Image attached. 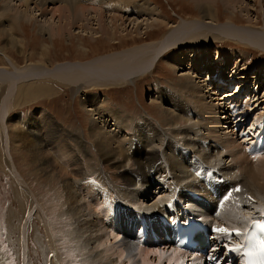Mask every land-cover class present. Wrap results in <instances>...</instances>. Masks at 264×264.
Wrapping results in <instances>:
<instances>
[{
    "label": "bare ground",
    "instance_id": "1",
    "mask_svg": "<svg viewBox=\"0 0 264 264\" xmlns=\"http://www.w3.org/2000/svg\"><path fill=\"white\" fill-rule=\"evenodd\" d=\"M190 1L194 2L201 11L203 21L195 23V26L198 25V30H203L204 32H202L206 33L209 32V30L205 31L208 29L207 27L212 26V31L220 37L225 39L228 38L241 44L244 43V45L246 44L264 51V34L253 33V31L244 27H242V29L236 28V24L232 21L227 22L225 25H217L214 22L217 20L214 17L213 8L211 6V3L214 2L213 0ZM242 1L243 0H221L222 4L231 7H235ZM255 1L260 4L261 10H264V0ZM2 2L3 6L1 10L13 13L18 21L23 20L29 23L31 20H34L39 28V36L43 39L46 38L51 44H53L55 38L62 39L67 37L70 40L75 35H78L74 31L75 28L81 31V34H79L81 37H87V35H85L86 32L90 34L88 37L94 42L97 38L103 37L107 40H113L117 36L121 37L124 35V32H127L130 25H133L132 28L140 32L144 29L145 31L153 30L156 24L158 25L161 18H159L158 9H156L152 3L146 2L142 3L141 6H137L132 0H2ZM106 9L109 11L107 12ZM34 12H36V14ZM129 14L140 15L141 17L138 16V18H142L144 14V18L142 21H138L137 18L131 20L129 19V17H131ZM124 15L127 18H125ZM190 25L183 24L186 30L181 33L180 29H178L163 38L160 42L146 44L129 50L124 49L121 52H111L106 55L98 56L86 63L59 64L53 68H49L45 60L49 59L52 47H49V45L46 47L43 44L44 46L42 45L43 47L40 49V55L42 56L41 60L45 63L42 61V63L38 62L24 69H17L13 61L7 59L13 71L10 72L5 68H0V82L2 84L6 83L8 88L6 96L0 105L2 109L0 113V122L3 121V123H6L5 119H8V113L10 109H12L11 107H14L19 100H25L30 96L41 97L53 93L51 88L48 89L45 87L35 90L32 86H27L18 91V85L21 83L31 84L32 82L36 83L37 81L51 80V82L54 81L62 85H67L68 87L71 86L70 89L75 87L76 92L79 93L85 89L84 87L95 88L108 84L120 85L132 82L135 83L137 77L147 75V73L151 72V69L159 61V58L163 56H165L164 59L168 60L169 67L174 70L181 69L182 66H180V64H184L182 62H190L189 69H185L186 71L181 70L183 74L180 76L186 81V83H182L183 86L181 85V88H188L190 92L189 97L196 102L195 107L198 108L199 117L202 121L199 123L193 122L186 129H183L181 127L183 124L181 117L177 115L173 116L171 112L165 109L162 112L167 118H170V116L175 118L174 121H171L169 126L173 128V134L171 136L166 134L161 126L160 129L154 126L155 124L153 125V123L149 122V119L144 122L140 120L139 122L132 118L133 120L129 122L131 117L125 120L118 117L116 118L117 122H113L112 119L115 118L117 114L105 110L107 100L103 99V97L97 93L94 95L88 94L85 96L86 98L84 101H81L82 107L92 117L90 121V139L94 142L92 143L95 151L94 155L88 153L90 151H88V143L84 136L81 137L77 132H71L63 127L47 110L40 108L28 118L23 116H20L19 119L17 118V121L21 123L18 125L21 126L19 128L20 132L18 133V139L21 141L23 148H26L27 152L30 154V160L36 166V173L44 174L50 179L58 178L60 179L59 181L63 183L64 194L62 195V200L65 205L63 215L67 216L66 223L68 225L70 240L73 241V243H71L76 249L74 251L75 256L80 259L82 264H161L164 260L167 261L168 264H202L204 259L201 260L194 254L193 256H187L186 253L183 254L174 247L171 248L172 250L170 249L171 251L169 253V249L161 252L159 249H155L154 246L152 247L154 250L144 247L140 249L138 252L139 254H134L139 245V241L135 229H132V222L134 223L136 221L138 214L152 215L153 212L164 213L166 210V202L176 197L177 190L183 189L184 195H179V198L173 204L174 206L178 207L179 203L186 198V194L188 193L189 196L187 195L188 199L186 203H188L187 207L189 209L195 211V214L199 213L198 217L200 216L216 225L217 229L226 228L231 233L229 235L218 232L222 237V243H218L217 240L213 241V255L219 253L221 256L222 254V258L226 259V261L228 259L230 261L235 260V254L230 252V247L236 243L239 237L236 235V230L241 232L248 226L252 219L264 215V186H261L262 188L257 186V184H260L255 181L257 169H255L254 166L248 167V165L251 164H249L246 159L247 154L250 155L249 157L251 159L263 158L264 151L262 149L264 145L255 142L244 148V145L232 138L233 136L230 133L227 135L224 133L220 135L221 129L219 128L222 120H226L227 125L232 124L231 120L240 114H242L241 116L244 118V113L241 111L237 110V115L233 113L228 117V114L225 113V109H223L222 106H219V108L220 112L223 113L220 115L216 113V104L213 105L207 102L209 106L202 105L201 108H199L200 103H202L204 99L206 100L205 96L202 98L200 95L201 93L207 95L212 91L213 93L209 95L210 101L212 100V102H215L218 100L212 98L218 96V94H214L216 90L213 88V82L225 80V78L220 77L225 67H222L223 69L220 68L219 66L222 64L219 61L220 59L216 60V57L213 58L214 56H210L209 53L204 54V57H200L198 59L199 61L196 58L198 52H195V54L191 52L192 54H190L181 51L184 55L179 52H173L174 54L171 56L165 53V51H169L172 47L178 45L179 42L186 40L189 34H192V26L190 27ZM0 27H2V25H0ZM3 29L4 28H1L2 31ZM4 30L8 32L7 28ZM80 31L78 32L80 33ZM199 34L201 33L197 35L199 36ZM13 36V34L9 33L6 40L8 39L12 46L17 47L20 44L19 38L15 39ZM83 46L85 47V45ZM220 56L225 66L229 64V61H234L235 64V62L241 61V59L245 61L244 64L248 63L246 60L248 56L244 52L236 57L231 50L226 49V53H221V55L219 54V57ZM185 57H189L188 60L185 59ZM213 63L215 65H213ZM238 63L240 64V62H237V71L241 69ZM203 72L210 75L213 73L210 80H212L217 72H220L218 75L219 78H214L213 82L210 81L205 83L207 86L203 84H201L203 85L201 86L197 81L195 82L192 79V76ZM190 73L192 76H190ZM233 76H235V74ZM243 78L240 80H243ZM120 81L122 83H119ZM16 90L18 92H16ZM205 90L207 92H205ZM241 90L242 88L238 87L236 92H229L225 100L233 98ZM170 95L171 94L164 91L160 93L161 99H163V97L169 98ZM154 97H151V101L156 99V97L157 100L160 98L159 96ZM87 103L89 104L87 105ZM175 103L179 104L180 102L176 101ZM180 107L183 108V105L179 104V107L176 108ZM244 110L245 106L242 111L244 112ZM159 113L162 115L160 110ZM192 113L195 115L196 112L192 111ZM221 116L223 119H221ZM106 117L111 119L107 121ZM187 120L189 119L187 118ZM259 120L260 119H256L253 125H251L252 127L249 128V133L256 135L258 127L255 128V125L258 124L257 122ZM262 123L261 128H259V133L262 132L264 135V119ZM197 125L201 127L198 128ZM237 126L240 125L236 124V127ZM5 127L8 128L6 125ZM130 127L133 128L134 134H130L131 137H128ZM202 127L205 128V132H208L203 140L213 139L216 142L215 145L208 144V146L203 148V143L195 144L196 140L194 141L193 138L190 137V132H199L201 134ZM241 127L243 128V126ZM228 128H226V130ZM252 128H255L257 132L253 131ZM238 129H240V127ZM184 130H187L189 134L182 139L179 135H186L187 133H184ZM222 131H224V128H222ZM5 137L6 142H9L11 136L8 131L5 133ZM262 139L264 141V136ZM246 141L249 143L248 138L245 142ZM141 143L147 150H163V162L166 169L171 172V176L173 172L175 175L172 182L174 189L169 188L170 192L168 194L166 193V196L164 195L158 198L157 201L155 200L148 207L144 206L141 199H149L148 190H150L154 184L150 181H146V186L142 185L144 190H146L145 192L141 190V183L139 184L137 181L133 182V180H131V182L133 184L136 183L135 186L131 188H122V185L113 183L104 170L98 172V170L94 168V172L92 170L90 171V169H88V164L91 165V163L83 160L79 155L80 152H84L86 154V159L94 157L95 160H99V162H113L117 168H127L134 157L136 158L139 153H142ZM180 143L185 144V146H180ZM8 144L9 143H7L6 153L9 158H12L11 152L9 151L10 146ZM217 144H219V146ZM134 146L135 150L132 149ZM216 146L223 148L225 155L230 157L232 166H222L221 158L223 157V153L221 154L220 152L218 155L214 154ZM181 148L185 149L186 152L194 153L195 159L186 160L184 156L181 162V157L175 158L172 152ZM206 155V159L202 158ZM122 158H125V162L121 160ZM120 160L121 162H117ZM203 160H206L204 161L205 163ZM135 162L139 164L137 173L143 175L144 172L145 176L149 175L150 168L153 166H150L148 163L145 164L140 160ZM186 164H188L189 167L192 165L194 171L199 168L203 169V167L211 168L214 170L217 177H224L229 181V187L232 185L228 198L220 200L218 207L219 211L215 212V201L212 200L208 191L197 183L201 181L200 179L185 178V176L188 175V166ZM235 166H237V168ZM12 169L20 182L26 184L22 176L16 171L15 166ZM233 169L235 170L234 172ZM92 173H94V176ZM242 173L248 174L251 177H249L251 181L248 182L247 180H243V177L246 175ZM151 176L152 175H149V177ZM154 176L155 183L164 181V178L157 179L156 173H154ZM220 184L224 185L222 183ZM169 185L162 184V186H166V188L160 187L159 191L168 189ZM196 189H201V191L198 192L200 198L194 200V196L190 194L189 191H195ZM217 189L219 191L218 198L224 193L223 189L225 188L221 186ZM236 189H240V191H236ZM25 198H27L26 195ZM109 200L112 202L110 207ZM190 201L192 205L198 208H204V211L198 212L199 210L197 207L193 209L189 205ZM41 209L40 203L35 200L33 211L36 212ZM33 213L34 212H31V214ZM31 214H29V216ZM28 218L29 217H27V220ZM68 219H71L70 223ZM26 225L27 221L25 220V227L23 229L25 235L27 233ZM232 235L235 236V239L230 240ZM223 237L226 238V241L223 240ZM163 244L165 243L163 242ZM145 245H147V243H145ZM152 245L155 244L152 243ZM222 250H224L225 254L221 253ZM157 253L159 255H157ZM138 255L139 257H137ZM151 255H153V257L156 256L158 259L157 263L150 262L149 259ZM226 255L228 256L226 257ZM188 257H191V259ZM189 261L190 263H188ZM57 264H61L59 254L57 257Z\"/></svg>",
    "mask_w": 264,
    "mask_h": 264
},
{
    "label": "rangeland",
    "instance_id": "2",
    "mask_svg": "<svg viewBox=\"0 0 264 264\" xmlns=\"http://www.w3.org/2000/svg\"><path fill=\"white\" fill-rule=\"evenodd\" d=\"M132 1H134V4L137 6H141L142 3L150 2L156 9H158L159 18H161L160 22L158 25L156 24L153 30L151 29L149 31H145L144 29L140 32L132 28L133 25H130L127 32H124L125 36H117L113 40H107L104 37L97 38V40L94 42L88 37L90 34L86 32L85 35H87V37H81V35H79L81 34V31L78 28H75L74 31L78 35H75V38L72 37L70 39L71 41L67 37L62 39L55 38L53 44H51L49 40H46V38L43 39L39 36V28L37 27V24L34 20H31L29 23L23 20L18 21V19L14 17L13 13L1 10L3 2L0 0V25H2V27H0V68H5L10 72L13 71L7 59L12 60L17 69L27 68L28 66L38 62L42 63L43 60H41L42 56L40 55V49L44 45L46 47L48 45L49 47H52L51 54H49V59L45 60L46 64L49 65V68H53L59 64H74L79 62L86 63L98 56L106 55L111 52H121L124 49L129 50L135 47L144 46L146 44L160 42L163 38L167 37L178 29H180L181 33L186 30L184 29L183 24H191L190 27L192 26V34H189L190 36L188 35L186 40L179 42L178 45H175L169 51H165V53H167L168 56H171L174 54L173 52H188L190 54H192L191 52H193V54L198 52L196 57L197 60L200 57H204V54L209 53L210 56H214L213 58L216 57V60L220 59L219 61L222 64L219 67H225L224 69L222 68L223 74L220 77L225 78V80L213 82L214 78H219L218 75L220 72H217L212 80H210V77L213 75V73L210 75L203 72L193 76L190 73L192 79L195 82L197 81L199 85L203 84L204 86H207L205 83L210 81L213 82V88L216 90L214 94H218V96L212 97L213 99L218 100L212 102V100L210 101L209 99V95L213 93L212 91L207 95L201 93L200 95L202 98L205 96L206 100L204 99L203 102L200 103L199 108H201L202 105L209 106L207 105V102L212 103L213 105L216 104V113H219L218 115L223 113L220 112L219 108V106H222V108L225 109V113L228 114V117L233 113L234 115H237V110L241 111L244 113V118H242V114H240L231 120L232 124L227 125L226 120H222L219 128L221 129L220 135L223 133L225 135L230 133L233 136L232 138L244 145V148L249 144H254L255 141L253 137L255 135L249 133V128L252 127L251 125H253L256 119H264V51L246 44L244 45V43L241 44L234 40L220 37L212 31V26L207 27L208 29L205 31L209 30V32L206 33H203V30H198V25L195 26V23L203 21L201 11L198 9V6L190 0ZM213 1L214 2L211 3V6L213 8L214 17L217 20L214 22L217 25H225L227 22L232 21L236 24V28L242 29V27H244L248 28L250 31H253V33L264 34V10H261L260 4L258 2L256 3L255 0H243L235 7L232 6L233 8L231 6L222 4L221 0ZM106 11L108 12L109 10L106 9ZM34 13L36 14V12ZM134 14H129L132 17H129V19L132 20L137 18L138 21H142L144 18V14L142 18H138L140 15L137 16ZM124 17L127 18L125 15ZM1 28H7L8 32L4 29L2 31ZM78 31H80V33ZM9 33L13 34L15 39L19 38L20 44L17 47L12 46L8 39L6 40ZM198 33H201L199 34L200 37L197 35ZM83 45H85V47ZM226 49L231 50V52H233L236 57L240 56L242 52L246 53L248 56V58L246 57L248 63L244 64L245 61L243 59H241V61H237L240 62L238 65L241 68L238 71L237 62L234 64V61H229V64L225 66V63L223 62L221 56L219 57V54L221 55V53H226ZM164 57L165 56L159 58V61L151 69V72L147 73V75H141L137 77L135 79V83L132 82L129 84L125 83L120 85L108 84L106 86L101 85L95 88L84 87L85 89L79 93L76 92L75 87L70 89L71 86L68 87L67 85H62L54 81L51 82V80L41 82L37 81L36 83L32 82L33 84L27 83L28 85L26 83H21L18 85V91L27 86H32L35 90L45 87L48 89L51 88L53 93L51 95H43L41 97L30 96L25 100H19L14 107H11L12 109H10V112L8 113V119H5L6 123H3V121L0 122V264H57L58 254L61 264H82L80 259L75 256L74 251L76 249L72 244L73 241L70 240L69 237L68 225L66 223L67 216L63 215V211L65 209V205L62 200V195L64 194L63 183H61L62 181L60 182V179L58 178H56L57 180L50 179L44 174L36 173V166L31 162L30 154L27 152L26 148H23L21 141L18 139V133L20 132L19 128L21 127L18 125L21 123L17 121V118L19 119L20 116L28 118L40 108L47 110L63 127L71 132H77L81 137L84 136L86 142L88 143H86L89 148L88 151H90L88 153L94 155L95 151L94 147L92 146V143L94 142L92 139H90V121L92 117L89 113H87V111H85L81 103L86 98V95H94L97 93L100 94L103 99L107 100L105 104V110L117 114V116L112 119L113 122H117L116 118L118 117H120L122 120L131 117V119L129 118V122H131L133 119L138 120L139 122L140 120L141 122H144L145 120L149 119V122L153 123V125L155 124L154 126L159 129L161 126L162 129L165 130L166 134L171 136L173 134V128L169 126L171 121H174L175 118L171 116L170 118L172 119L167 118L165 114H163V110L166 109V111L171 112L173 116L177 115L178 117H181L183 121L181 127L183 129H186L193 122L199 123L202 120H200L198 108L195 107L196 102L189 97L190 92L188 88H181L182 83H186V81L180 75L183 74V71L189 69L188 67L190 62L182 60L184 61L182 62L184 64H180V66H182L181 69L174 70L169 67L168 60L164 59ZM188 58L189 57H185L187 60ZM213 65L215 64L213 63ZM234 74L235 76H233ZM242 78L243 80H240ZM119 83L122 82L120 81ZM224 84H228V86L227 88L222 89ZM238 87H241L242 90L233 98L225 100L227 94L229 92H236ZM7 89L6 83L2 84L0 82V105L6 96L8 91ZM17 90L16 92H18ZM163 91L171 94L169 97L170 99L167 97H163V99H161L160 93ZM205 92L207 91L205 90ZM154 96H159V100H157L156 97V99H154L156 101H151V97ZM239 97L242 98V100H240ZM176 101L180 102L179 104H182L183 108H176L179 107V104L175 103ZM88 104L89 103H87V105ZM244 106L245 110L243 112L242 109ZM159 110L162 115L159 113ZM192 111L196 112L195 115L192 113ZM1 112L2 109L0 108V113ZM187 118L189 120H187ZM110 119L111 118L106 117L107 121ZM221 119H223L222 116ZM245 120L248 121L244 122ZM236 124H239L240 126L236 127ZM5 125L8 126V128H6ZM197 126L198 128L201 127L200 125ZM241 126H243V128ZM255 126V128H257V124ZM239 127L240 129H238ZM202 128L201 134L199 132H190V137L193 138L194 141L196 140L195 144L203 143V148L208 146V144L215 145L216 142L213 139V142L211 139L203 140V138L207 136L208 132H205L204 127ZM222 128H224V131H222ZM226 128L228 129L226 130ZM255 128H252V130L255 131ZM7 131L11 136L9 142H6L5 137V133H7ZM129 131L130 133L128 134V137H131L130 134H134V130L132 127H130ZM183 132L187 134H180L181 136L179 135V137L182 139H184L183 137H187L189 134L187 130H184ZM247 138L249 143L248 141L245 142ZM7 143H9L8 145L10 146L9 151L11 152L12 158H9L6 153ZM179 145L185 146V144L182 143ZM217 145L219 146V144ZM218 146L215 147L216 149H214V154L218 155L220 152L221 154L223 153V157L221 158L222 166H232L230 157L225 155L223 148H219ZM132 149L135 150V146ZM141 150L142 153H137V157H134L127 168H117L113 162H99V160H95L94 157L91 159H86V154L84 152H80L79 155L81 158H83V160L89 161V163H91V165L88 164V169H90V171L92 170L94 172V168L97 169L98 172L104 170L106 175L110 177L113 183L122 185V188H131L135 186L136 183L133 184L131 180H133V182L137 181L139 184L141 183V190L143 192L146 191L143 188V186L147 184L146 181H150L152 184H154L150 190H148L149 199H141L144 206L148 207L155 200L157 201L158 198L164 195L166 196V193L168 194L170 189H174L172 182L175 175L173 172V175L171 176V172L166 169V166L163 162V150H147L142 143ZM177 150H174L172 153L175 158L181 157V162L184 156L186 157V160L195 159L194 153L186 152V150L182 148ZM249 156L250 155L247 154L246 159L248 163L251 164L248 165V167L254 166L255 169H257L255 181L256 183H260L259 185L257 184L258 187H263L264 157L262 156L263 158L251 159ZM202 158L206 159L207 155L203 156ZM136 159L144 162L145 164L148 163L150 166H153L150 168L148 173L149 175H152L151 177H149V175L145 176L144 172L143 175H140L141 173H137V167L139 164L135 162L138 161ZM121 160L125 162V158H122ZM121 160L117 162H121ZM204 161L206 160H203V162ZM186 165L188 166V175H186L185 178H197L196 174L199 173L198 169L193 173L190 171L189 165ZM14 166L16 171L25 180L26 184L21 183L17 178L14 170L12 169ZM235 167L237 168V166ZM207 169L208 167H203V172L200 173L201 181L197 183H199V186L201 187L204 185L203 182L207 181L205 173ZM234 171L235 170L233 169V172ZM154 173H156L157 179L164 178V181L155 183ZM242 174L246 175L243 177V180H247L248 182L251 181V177L248 174ZM92 175L94 176V173H92ZM162 184L170 185L168 186V189L159 191L160 187L166 188V186H162ZM221 186H223V188L226 190L229 187L228 184H218L217 188H220ZM200 191L201 189L195 190L197 194ZM25 195L27 198H25ZM179 195H184L183 189L178 190L176 196L179 198ZM187 195L188 193L186 194V198H184L182 202L179 203V206L177 207L178 209L187 207ZM100 197L102 198L101 195ZM193 199L195 200L196 198L193 197ZM35 200H37L42 207L41 210H37L36 212L33 211ZM111 203V200H109V207L111 206ZM189 210L195 214V211L191 209ZM31 212L34 213L31 214ZM29 214L31 215L29 216ZM198 214L195 215L198 216ZM27 217H29L28 220ZM25 220L27 221L26 235L23 233ZM68 222L70 223L71 219H68ZM231 239H235V236H231L230 240ZM169 245H147L145 247L147 249H152L154 246L155 249H159L161 252L169 249V253L172 250L171 248H173L172 245ZM141 248L144 247L138 245L134 254H139L138 252ZM137 257H139V255ZM189 259H191V257ZM149 260L150 262L152 261L155 263L158 261L156 256L153 257V255L150 256ZM161 264H168V262L164 260Z\"/></svg>",
    "mask_w": 264,
    "mask_h": 264
},
{
    "label": "snow or ice",
    "instance_id": "3",
    "mask_svg": "<svg viewBox=\"0 0 264 264\" xmlns=\"http://www.w3.org/2000/svg\"><path fill=\"white\" fill-rule=\"evenodd\" d=\"M236 191H240V189H236ZM216 231L217 232H219V233H225V234H231L229 231H228V229H226V228H218V229H216ZM241 233L239 232V230H236V235H240ZM157 255H159L158 253H157Z\"/></svg>",
    "mask_w": 264,
    "mask_h": 264
}]
</instances>
